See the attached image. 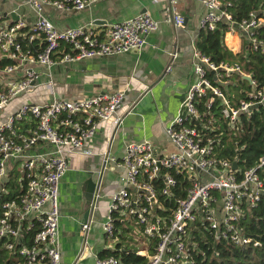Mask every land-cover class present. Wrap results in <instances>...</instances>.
Listing matches in <instances>:
<instances>
[{"label": "built area", "instance_id": "2783aa9c", "mask_svg": "<svg viewBox=\"0 0 264 264\" xmlns=\"http://www.w3.org/2000/svg\"><path fill=\"white\" fill-rule=\"evenodd\" d=\"M100 1L0 0V198L7 194L4 187L12 167L8 164L16 165L21 191L15 199L0 202V244L12 264H61L57 199L67 154L91 156L85 146L104 122H111L110 146L122 120V115L116 117L122 92L82 100L58 97L54 70L89 59L137 53L158 27L145 13L103 30L90 25L60 29L52 21V13L80 12ZM235 1L202 0L199 30L213 31L224 25L223 38L237 36L250 51L264 53V39L257 37V30L264 27V7L235 20L231 15ZM163 14L165 22L181 27L183 19L176 12L175 0H166ZM235 76L250 78L246 99L237 102L227 92ZM191 78L177 114L164 130L172 152L157 156L153 143L145 140L124 144L120 160L108 149L102 153L94 203L79 229L83 248L100 200L104 166L117 173V189L108 196L100 233L111 238L117 230L115 223L132 221L147 239L146 253L136 252L146 259L145 264H194L189 250L195 247L191 233L201 229L233 246L248 244L237 223L243 214L241 204L253 208L264 197L258 175L264 168V153L237 179L232 162L215 156L212 139L204 133L213 130L209 115L198 106L208 111L216 104L221 119L232 126L252 108L264 109V88H257L251 75L238 65L215 64L195 48ZM19 96L23 98L12 104ZM79 257L71 264H77ZM91 264L119 262L94 254Z\"/></svg>", "mask_w": 264, "mask_h": 264}, {"label": "crops", "instance_id": "0c3cea01", "mask_svg": "<svg viewBox=\"0 0 264 264\" xmlns=\"http://www.w3.org/2000/svg\"><path fill=\"white\" fill-rule=\"evenodd\" d=\"M201 1L175 0L176 12L183 19L178 28L164 20L166 0H102L84 11L51 14L52 21L60 29L90 25L93 29L103 30L141 13L158 22L157 29L146 37L145 45L137 53L89 59L59 67L53 72L54 92L58 97L82 100L113 92H122L124 96L116 113V117L122 115V120L110 146L111 122L99 123L94 138L85 146L91 156H85L79 165L69 166L68 161L67 170L60 179L57 201L61 264H71L79 255L77 264H91L94 254L101 250L95 246L100 243L95 230V234L88 236L96 224L95 218L86 234V247H82V239L76 240L74 229L78 228L84 211L82 185L89 177L87 174L93 181L99 177L102 153L108 149L120 160L124 144L145 140L153 143L157 156L173 151L164 130L177 114L179 102L192 80L191 53L199 32ZM241 42L234 35L223 38L224 45L232 53L239 50ZM171 55L175 57L172 59ZM167 67H170L169 72L165 71ZM74 154L83 155L81 152ZM116 178L117 173L104 166L100 202L109 201L108 196L117 189Z\"/></svg>", "mask_w": 264, "mask_h": 264}, {"label": "trees", "instance_id": "16d2710c", "mask_svg": "<svg viewBox=\"0 0 264 264\" xmlns=\"http://www.w3.org/2000/svg\"><path fill=\"white\" fill-rule=\"evenodd\" d=\"M264 7V0H236L231 8L233 19L246 17L250 10ZM261 7V9H262ZM224 25H218L215 30H199L194 48L215 64H236L243 73L250 74L257 88H264V53L250 51L247 43L242 40L239 50L232 53L223 43ZM257 37L264 39V27L257 30ZM0 64H3L2 62ZM208 78L211 76L208 74ZM212 82V81H211ZM250 91L248 83L241 77L235 76L227 86L228 95L235 102L245 100ZM199 111L207 112L213 130L204 133L212 139L214 154L221 160L235 162L237 179L240 173L249 169L257 158L264 153V109L252 108L248 113L241 114L232 126L226 124L220 117L217 105H212L208 111L199 104ZM11 167L8 181L4 190L6 195L0 202L15 199L20 193L16 181V165ZM264 188V168L258 172ZM25 184H23V188ZM242 217L237 223L242 235L249 240L246 246H233L222 240H215L212 234L204 229L191 233L193 251L189 248L194 264H264V197L253 208L241 204ZM123 225V224H122ZM115 223L116 228L122 226ZM152 245L148 248V254ZM137 249L123 248L116 245L113 250H101L99 258L111 256L119 264H145L146 259L136 254ZM0 264H12L6 260V253L0 244Z\"/></svg>", "mask_w": 264, "mask_h": 264}, {"label": "rangeland", "instance_id": "374dc122", "mask_svg": "<svg viewBox=\"0 0 264 264\" xmlns=\"http://www.w3.org/2000/svg\"><path fill=\"white\" fill-rule=\"evenodd\" d=\"M22 98H23V96H19L18 98H16L13 101L12 104H17ZM8 109H6L5 112ZM67 158L69 159V162H70L69 166H71L73 164L79 165L80 161L86 159L85 156H83V155L78 156V155H75L74 153L67 154ZM104 191L106 193L109 192V190L106 188L104 189ZM107 203H108L107 200L102 201V202H100V200H98L96 202V208L97 209L94 212L95 216H96V217H94L96 224L93 226V231L91 230L88 233V236L91 237L92 233L95 234L94 233V230H95V232L97 234V238L100 241V243L95 244L96 248L107 251V250H112L114 248V246L119 245L123 248L127 247L129 249H137V251H140L142 253H146V251H145L146 243H147L146 237L142 234L141 229L136 224H134L132 221H130L128 219L125 221V223L122 226L117 227V230L114 233L113 237L105 239L101 233L99 235L98 226H99L100 222L102 221V219L105 217ZM74 232H75L76 240L79 239V241H80V239H82L83 236L79 233L80 231L78 230V228H75Z\"/></svg>", "mask_w": 264, "mask_h": 264}, {"label": "water", "instance_id": "95a60500", "mask_svg": "<svg viewBox=\"0 0 264 264\" xmlns=\"http://www.w3.org/2000/svg\"><path fill=\"white\" fill-rule=\"evenodd\" d=\"M15 19V16H12ZM249 77H245L244 80L246 82H249ZM231 169L235 170L236 165L235 162L231 163ZM89 176L82 185V191H81V198L83 201V213L78 221V229L81 228L82 225L86 224L88 216L90 214L91 207L93 205V193L95 184L90 174H87ZM93 202V203H92Z\"/></svg>", "mask_w": 264, "mask_h": 264}]
</instances>
